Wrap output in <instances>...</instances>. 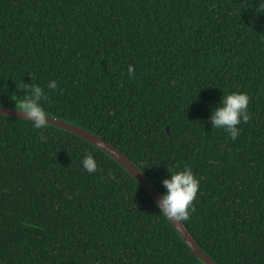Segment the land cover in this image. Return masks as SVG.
<instances>
[{"label":"trees","instance_id":"1","mask_svg":"<svg viewBox=\"0 0 264 264\" xmlns=\"http://www.w3.org/2000/svg\"><path fill=\"white\" fill-rule=\"evenodd\" d=\"M256 5L0 0V103L14 107L30 94L23 85L39 84L48 115L100 135L162 194L168 170L190 167L200 183L183 222L200 247L219 264H264V13ZM234 91L249 96L235 140L209 122ZM87 154L97 171L82 167ZM60 263L201 264L106 154L0 115V264Z\"/></svg>","mask_w":264,"mask_h":264},{"label":"clouds","instance_id":"2","mask_svg":"<svg viewBox=\"0 0 264 264\" xmlns=\"http://www.w3.org/2000/svg\"><path fill=\"white\" fill-rule=\"evenodd\" d=\"M256 13H264V0H257L254 8ZM129 78H134V67L128 66ZM23 87L30 90V94H25L18 100L15 107L20 110L32 122L34 129L47 127V113L40 103L41 99L47 100L44 88L39 84H25ZM46 87L57 88V82L50 80ZM249 96L246 92H228L224 94L220 101V106L212 110L209 122L212 127L223 129L231 139L235 140L240 132L237 125L249 120ZM82 167L88 172H95L98 169L97 162L91 154L83 156ZM169 178L163 180L166 188L157 209L165 216L176 220H188L190 212L193 210L192 202L197 196L199 179L188 166L182 169L168 170Z\"/></svg>","mask_w":264,"mask_h":264},{"label":"water","instance_id":"3","mask_svg":"<svg viewBox=\"0 0 264 264\" xmlns=\"http://www.w3.org/2000/svg\"><path fill=\"white\" fill-rule=\"evenodd\" d=\"M0 115L22 120H29L15 106H6L1 103ZM46 119L47 125L70 133L106 154L119 166H121L124 171H126L138 183V185L147 193V195L150 197V199L155 205L159 203L163 195L160 190L156 187L152 180L142 170H140L138 166L126 154L117 149L114 145L104 140V138H102L100 135H97L92 130L80 126L76 123L70 122L69 120L52 115H47ZM165 130L166 132H169L168 127H166ZM165 218L171 224L172 228L175 230L181 241L185 244V246L189 249L192 255L201 264H219L200 247V245L190 233V231L187 229L183 221L176 220L167 216H165Z\"/></svg>","mask_w":264,"mask_h":264}]
</instances>
